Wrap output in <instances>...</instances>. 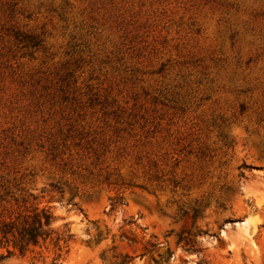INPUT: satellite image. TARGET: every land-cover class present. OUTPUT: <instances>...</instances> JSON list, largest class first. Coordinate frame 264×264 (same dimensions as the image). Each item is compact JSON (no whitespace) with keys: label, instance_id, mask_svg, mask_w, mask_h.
I'll return each instance as SVG.
<instances>
[{"label":"rangeland","instance_id":"obj_1","mask_svg":"<svg viewBox=\"0 0 264 264\" xmlns=\"http://www.w3.org/2000/svg\"><path fill=\"white\" fill-rule=\"evenodd\" d=\"M0 198L71 235L0 264H264V0H0Z\"/></svg>","mask_w":264,"mask_h":264},{"label":"trees","instance_id":"obj_2","mask_svg":"<svg viewBox=\"0 0 264 264\" xmlns=\"http://www.w3.org/2000/svg\"><path fill=\"white\" fill-rule=\"evenodd\" d=\"M53 221V215L48 209L36 206L29 210L10 212L7 219L0 220V248H5L7 255L10 254L8 246L23 254L31 247L44 244L53 234L55 243L66 244L71 235L68 232L57 234L56 229L52 227Z\"/></svg>","mask_w":264,"mask_h":264}]
</instances>
